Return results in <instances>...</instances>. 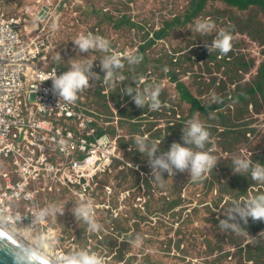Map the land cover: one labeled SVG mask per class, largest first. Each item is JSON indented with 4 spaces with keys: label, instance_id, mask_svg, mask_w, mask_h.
I'll use <instances>...</instances> for the list:
<instances>
[{
    "label": "rangeland",
    "instance_id": "374dc122",
    "mask_svg": "<svg viewBox=\"0 0 264 264\" xmlns=\"http://www.w3.org/2000/svg\"><path fill=\"white\" fill-rule=\"evenodd\" d=\"M192 1L193 0H0L1 13L3 12L6 15H17L23 19H27L31 23V27L34 28H31L32 31L30 35H35L39 29L36 21L41 23L42 30L49 35L53 44V50L49 54L51 64L54 60L58 61L62 59L70 65L72 59L80 61L84 58H88L89 61L94 63L93 71L99 74L100 78L93 81L89 87V89L92 90L90 101L93 100V103L99 105L101 102L104 103V105H108V111H111L109 115L110 119L107 122H103V118H100L98 121L103 126H111L115 130L112 136L107 135V137L115 141L117 155L119 157L115 159L109 166V169L105 171L108 175L104 179L103 199L98 195V188L101 185L99 179L98 185L90 198L95 205L96 219L103 226L101 231L97 233L86 232L87 225L85 226L82 221L77 222L71 212L72 207L77 202L71 199L67 200V197L63 196L58 201L64 204L63 214H57L55 218H47L49 227L53 229L55 234V239H45L41 229L21 228L19 226L18 232L22 233L24 238L29 240H27L28 242L40 245L57 258H60L64 254L76 251L80 248L96 251L103 255L104 252H101L102 244H107L108 242L106 240L112 237L116 240L115 249H121L127 246L129 251L121 260L112 257L115 252L105 256L108 264H245L247 260L235 255L237 248L232 244L238 242L246 245L249 243L248 241L256 237H252L245 230L239 233L232 231L222 232L218 228V224H214L204 213H201L203 214L202 216H195L194 223L182 224L187 217L186 214L192 211L191 208H187L182 216H173L171 212L166 214H148L146 211L144 212V192L139 195V192L135 191L136 189H131L133 186L130 180H124L121 173L116 175L121 169L133 167V164L126 160V153L124 152L129 151L132 147L128 146L125 149L118 147V138L122 136L126 137V133L129 131L122 125L123 123H121V120L124 117L119 115V111L123 109L131 110L129 103L126 104L125 102L123 90L124 87L129 88L131 83L138 82L137 75L140 76L138 82V87H140L143 82H150V80H154V77L160 74L158 70L160 68L159 59L153 54L157 45H161L166 50L169 48L176 51L192 50L190 53L197 57L199 65L196 60H186L184 66L186 70L191 72L185 74L183 79L184 81H191L193 84L203 85L205 83L206 85L207 81L202 77L193 80L194 74L201 73L202 70L200 66H204L205 64L209 65V63H211L209 67L212 68V73L209 74V77L212 79L214 78L216 84H220L225 81L226 73L237 64L238 60L244 58V60L247 61V57H252L256 66H259V62L262 61L260 45L251 40L248 36L246 22L249 21L254 14L260 16V21L262 22V26H264V13L262 14L259 10L254 9L250 17L242 21L239 17L242 16L243 13L236 10L228 11V18L225 21L231 20L232 23L240 29L238 30L240 33H236L235 37L233 36L231 48V52L233 51V53L231 55V60L225 63L223 61H215V56L218 57V54L209 53L205 47V45H210L211 43L210 36L213 40L217 32L204 35L194 30L195 23L198 20L209 19L211 17L210 12L212 6L209 8L206 7L202 12L198 13V15L193 16L191 19H187V16L190 15L194 9ZM117 2L119 3L118 6H120V12L113 9V7H115L114 4ZM166 5L171 6L167 8ZM98 11H100V13ZM162 11H166L167 13H162ZM94 16H97V19L99 17L110 18L109 28L106 29L108 34L104 36V38L110 42V47L107 52L97 49L89 53H79L73 41L81 34H96V28L103 26V23H96L97 19L94 21ZM172 16H174V19H172ZM179 16H181L180 18L183 20H180L178 23L176 18ZM123 19H126L127 22H132L135 27H131L124 21L121 27L114 24H117L118 20ZM183 21L187 22L183 24ZM212 22L214 24L216 23L214 21ZM219 26L220 24H215V29H219L220 31L227 27L223 25V28H219ZM19 29L23 31V25L20 26ZM147 31H149L148 36L145 33ZM232 32L234 33V31ZM253 33L259 38L263 37L262 32L253 30ZM23 38L26 40L28 36L25 34ZM138 48L141 53H144L143 55L141 54L140 58H146L147 62L144 65H141V62H139L136 66H125V61H121V65L124 64V66L120 67L123 76L122 73L119 75L123 77V80L117 81L115 84L111 82L106 84L103 77L104 73L99 66L102 58L110 53L121 58L124 55L131 54L132 51ZM200 49L206 50L207 57H209L208 60L196 55L197 51ZM120 51L122 53H120ZM240 64H242V60ZM127 68L131 70L128 71ZM190 68L192 70H190ZM239 71H241V69H239ZM250 72L252 76L250 74L245 75V80L250 81H241L243 84L238 86L234 94H245L250 88L249 84L251 85V82H253L251 80L256 74V69L253 68ZM135 76L136 78L131 81V78ZM166 80V78L161 80L162 85L166 88H170L169 91L172 94H176V82L172 83L170 86V83ZM147 85L142 86V89L149 87V85ZM235 85L236 84L233 85L232 83L233 88ZM115 87L117 89L120 88V92H117L116 95L114 94ZM114 98L115 100L119 98V106L116 105L115 102L117 101H115ZM260 100L264 102V97L259 98L247 94V98L243 101H239V99L236 98L234 102H232L231 107L233 108V112L236 108L237 112H240L242 105L249 104V102L255 104L256 101ZM251 109L256 113L253 106H249V110ZM149 111H152L151 108H149L148 111L146 110L143 114L144 120L142 122V130H147L148 128V122L145 121V118H150V116L147 115ZM105 114L108 115V113L104 112V117ZM257 115H259L260 119H264V112ZM144 116L147 117L144 118ZM153 117L157 121L158 127L165 131L169 120L164 117V114H157L156 117ZM253 117L257 116L254 115ZM137 119L138 118L130 120V122L137 121ZM261 127L264 131V121L262 126L260 125V128ZM150 133L151 132L144 134L143 138L148 137ZM125 140L128 141V138L126 137ZM240 151L244 152L247 157L251 155L248 145H242ZM2 159L7 163L1 168L0 176H2V172L10 171L12 168L11 157H2ZM117 162L119 163L118 165ZM135 168L138 169V166H135ZM0 186L3 187V183H1ZM165 194H167V192L156 191L155 198L159 200ZM183 194V196L187 194L186 187L183 189ZM216 194L217 189L214 190V194L212 193V195H210V199ZM231 199V195L227 194L221 203V207L222 205L226 206V211L232 206V204H228ZM242 199L243 198L240 197L234 202H243ZM226 201H228L227 204H225ZM196 204L197 202L194 201L193 205ZM10 205L14 207L15 201H10ZM137 207H140L142 212L136 211L135 208ZM152 210L156 209L153 208ZM179 210L180 208H177V211ZM226 213L227 212L221 213L217 218L223 219ZM140 217L146 218L142 220ZM242 226L244 227L246 225L242 223ZM121 227L125 230L120 234H118L120 231L116 233L115 230L117 228L120 230ZM136 235H140L143 239L142 246L139 248L134 247L130 243ZM217 246L223 248L221 253L218 250H213ZM228 251H231V253L227 257L222 255ZM129 257L131 258L126 260Z\"/></svg>",
    "mask_w": 264,
    "mask_h": 264
},
{
    "label": "trees",
    "instance_id": "16d2710c",
    "mask_svg": "<svg viewBox=\"0 0 264 264\" xmlns=\"http://www.w3.org/2000/svg\"><path fill=\"white\" fill-rule=\"evenodd\" d=\"M118 4V2L114 4L115 7H113V9L120 12V6H118ZM170 6L166 5L167 8ZM192 6L194 9L191 14L187 16V19H191L193 16L198 15V13L202 12L206 7L209 8L212 6L210 12L211 17L209 19L216 22L215 24H220L219 28H223V25L227 26L223 29L230 33L232 37H235L236 33H240L238 31L240 29H238L231 20L225 21L228 18L227 13L229 10H236L243 13L242 16L239 17L242 21L249 18L254 9L259 10L262 14L264 13V0H193ZM98 12L100 13V11ZM162 13L167 12L162 11ZM97 16H94V21L97 19ZM180 17L181 16L176 18L178 23L180 20H183ZM172 19H174V16H172ZM109 20V17H99L96 20V23H103V26L97 27V32L96 34L94 33V35L102 37L106 36L108 34L106 29L109 28ZM260 20V16L253 14L249 21L246 22V31L248 36L251 40L260 45L262 61L259 62V66H256L252 57H247V61L242 58V64H240L241 60H238L237 64L226 73L225 81L220 84H216L215 79L209 77V74L212 73V68L209 67L211 63H209V65L205 64L204 66H200L202 72L194 74L193 77V80L198 77H202L205 81H207L206 85L205 83L200 85L193 84L191 81H184L183 76L191 72L186 70L184 62L186 60H196L198 64L197 57L190 53L192 50L176 51L171 48L166 50L161 45H157L153 54L159 59L160 68L158 70L160 74L157 77H154V80H150V82H143L140 87H138L140 76L137 75L138 82H133L129 85L130 88L134 89H142V86H146L147 84L149 86L158 85L161 89L158 98L161 101L162 106L158 110L149 111V114H147L150 116L149 119L145 118L147 116H144L145 121L148 122L147 130H142V122L144 120L143 114L146 110L148 111L150 107L146 104V107L144 106L142 109L137 108L132 99L125 95L127 88L124 87L123 94L125 96V102L126 104L129 103L131 110H120L119 115L124 117L121 120V123H123L122 125L129 131L126 133L127 136L125 135L128 138V141L125 140L126 137L124 136L118 138V147L123 149L128 146L132 147L129 151L124 152L126 153V160L131 162L133 167L121 169L116 173V175L121 173L124 180H130L133 186L131 189H136L135 191H138L139 195L144 192V212L146 211L148 214H166L171 212L173 216H182L187 208H191L192 211L189 214H186L187 217L182 224L194 223V217L199 215L202 216L203 214L201 213H204L214 224H218L219 219L217 216L221 213L227 212L225 205H222L221 207V203L227 194H230L232 198L231 200H233H230L229 203L228 201L225 202V204L228 203L229 205L233 204V202L238 200L240 197H242V201L245 202L248 199L264 194V182L254 181L251 178L250 173L235 174L232 163L233 159L239 156L245 159H251L253 163L258 162L260 164H264V131L262 130V127L260 128L264 119H260L259 115H257L264 112L263 100L256 101L255 104L249 102V104L247 103L246 105H242L240 112H237V108L233 112V108L231 107L232 102H234L236 98L239 99V101H243L247 98V94L257 96L259 98L264 97V26H262V22ZM123 21L127 22L126 19H123L118 20L117 24H114L121 27ZM185 22L187 21H183V24ZM36 24L41 27V23L39 21H36ZM127 24L131 27L134 26L132 22H127ZM253 30L262 32L263 37L259 38L256 36L253 33ZM218 31L219 29H215L213 33H218ZM232 31H234V33ZM145 33L148 36L149 31ZM210 40L212 43L211 36ZM230 52L231 50L227 54H221L218 51H213L211 53L218 54L219 58L215 56V61L218 60L226 63L231 60L233 51L231 53ZM120 53L122 52L120 51ZM141 54L143 55L144 53H141L138 48L137 50L132 51L131 54L124 55L119 59L120 61H125V66H136L137 64L132 65L128 62V57L130 55H134L139 58L141 65H144L147 62V59L140 58ZM196 55L198 57H203L205 60L209 59L205 49L198 50ZM52 65L56 66L61 72L67 71L69 67V64L62 59L52 61ZM121 66H124V64ZM253 68L256 69V74L251 80L253 81L251 82V85L249 84L250 88L245 94H234V91L237 90L238 86L243 84L242 82L250 81L245 80V75L250 74L252 76L250 71ZM239 69H241V71H239ZM127 70L130 71L131 69L127 68ZM190 70L192 69L190 68ZM119 71L120 69L118 70V74H121L122 72ZM135 78L136 76L132 77L131 81ZM165 78L167 79L166 81L170 83V86L172 83L176 82V94H172L169 91L170 88H166L162 85L161 80ZM232 83L233 85L236 84L234 88L232 87ZM91 91L92 90L88 87L81 92L86 99V112L93 116L96 120L93 124L95 128V136H112L115 133L113 127L103 126L98 121V119L103 118V122H107L110 119L109 115L111 114V111H108L109 108L107 104L104 105V103L101 102L99 105L93 103V100L90 101L92 94ZM117 92H120V88L117 89L115 87L114 94L116 95ZM214 96L215 99L213 98ZM118 99L115 100L114 98V100L117 101L115 102L117 106H119ZM249 106H253L256 113H254L252 109L249 110ZM104 112L108 113V115L105 114V117L103 116ZM157 114H164V117L169 120L165 131L158 127L159 125L153 117H156ZM194 115H199V118L204 122L205 126L211 133L210 141L206 144L205 150H208L211 154L217 156L218 165L212 171L205 173L204 177L198 181L190 180L188 173L185 172L177 173L173 178H168L165 173L164 178L166 180L157 182L150 176V169L146 160L148 158L147 155H142L136 150V137L139 136L143 138L144 134L151 132L145 139L149 144L156 143L161 152L169 150L170 145L173 142H178L183 145V129L187 127V122L192 119ZM254 115L257 117H253ZM135 118H138L137 121L130 122V120ZM242 145H248L251 151L250 157H247L244 152L240 151V147ZM118 164L119 163L117 162V165ZM135 166H138V169H136ZM107 175L108 174L104 172L98 177L101 182V185L98 188V195L102 197V199L104 195V179ZM185 187L187 194L183 196V189ZM215 189H217V194L210 199V195H212V193L214 194ZM156 191H164L167 192V194L163 195L161 199L158 200L155 198ZM63 196H66L67 200L71 199L77 203L80 202V199L67 187L61 189L59 192L50 194L48 201L43 202L46 206H48L49 204L58 202ZM194 201L197 202L196 205H193ZM153 208L156 210H152ZM177 208H180V210L177 211ZM135 209L136 211L142 212L140 207ZM49 218L50 217H48V219ZM145 218L146 217H140L142 220ZM84 225L86 226V224ZM244 228L246 232L256 238H252V240L248 241L249 243L246 245L238 242L232 244L237 248L235 255L240 256L242 259L245 258L247 260L245 264H264V221H252L249 219ZM123 230L125 229L121 227L120 230L117 228L115 231L116 233L120 231L118 233L120 234ZM106 241L108 243H103L101 248V252H104L103 256H108L112 252H115L112 257L117 260H121L129 251L127 246H124L121 249H115L116 240L112 237H109ZM213 250H218L221 253L223 248L217 246ZM230 253L231 251H228L222 255L227 257ZM130 258L131 257L126 260ZM106 263L108 264L107 259Z\"/></svg>",
    "mask_w": 264,
    "mask_h": 264
},
{
    "label": "built area",
    "instance_id": "2783aa9c",
    "mask_svg": "<svg viewBox=\"0 0 264 264\" xmlns=\"http://www.w3.org/2000/svg\"><path fill=\"white\" fill-rule=\"evenodd\" d=\"M28 26L27 19L0 12V171L2 157L12 158L11 170L0 176V218L54 240L47 219L33 223V213L65 187L89 199L119 157L115 141L95 136L82 92L71 103L53 93L46 75L62 73L49 60L53 44L43 28L30 35Z\"/></svg>",
    "mask_w": 264,
    "mask_h": 264
},
{
    "label": "clouds",
    "instance_id": "9594fccd",
    "mask_svg": "<svg viewBox=\"0 0 264 264\" xmlns=\"http://www.w3.org/2000/svg\"><path fill=\"white\" fill-rule=\"evenodd\" d=\"M215 29V24L210 19L198 20L195 23V31L207 35ZM233 37L227 31L221 29L211 45H205L208 52L218 51L221 54H227L232 48ZM79 53H89L92 50H101L107 52L110 42L102 36L92 33L81 34L74 41ZM129 64H138L139 58L130 55ZM101 71L104 73V82L115 84L122 81L123 77L118 74L121 67V61L117 55L107 54L99 63ZM94 63L84 58L77 61L72 59L68 70L57 75V73L47 74L45 81H52V91L59 100L74 102L78 94L84 89L90 87L93 81L100 78V75L93 71ZM160 87L149 86L144 89L127 88L125 95L129 96L137 108H143L146 104L151 110L160 109L159 100ZM215 99V96L213 97ZM211 133L205 126L199 115H194L187 122V127L183 129V145L173 142L169 150L161 152L156 143L149 144L145 138L136 137V150L142 155H147V164L150 169V176L157 182L173 178L177 173L187 172L190 180L198 181L216 168L218 165L217 156L205 150L206 144L210 141ZM159 153V154H158ZM235 174L250 173L254 181L264 182V164L253 163L251 159L235 157L232 161ZM232 170V171H233ZM64 204L59 202L49 204L46 207L39 208L33 213V223L44 222L48 217L55 218L57 214H63ZM71 212L77 222H83L87 225L86 232L97 233L102 230V225L95 216V205L90 199L81 198L80 202L75 203ZM249 219L252 221H264V194L253 197L245 202H234L228 208L223 219H219L218 228L224 231L241 232L247 225ZM47 239V236L44 237ZM134 247H141L143 239L140 235L130 241ZM59 264H106V258L96 251H89L80 248L76 251L64 254L59 258Z\"/></svg>",
    "mask_w": 264,
    "mask_h": 264
},
{
    "label": "water",
    "instance_id": "95a60500",
    "mask_svg": "<svg viewBox=\"0 0 264 264\" xmlns=\"http://www.w3.org/2000/svg\"><path fill=\"white\" fill-rule=\"evenodd\" d=\"M0 264H57L0 225Z\"/></svg>",
    "mask_w": 264,
    "mask_h": 264
},
{
    "label": "bare ground",
    "instance_id": "6f19581e",
    "mask_svg": "<svg viewBox=\"0 0 264 264\" xmlns=\"http://www.w3.org/2000/svg\"><path fill=\"white\" fill-rule=\"evenodd\" d=\"M29 29L31 30V26H28ZM0 225H2L3 227H5L6 229H8L11 233L15 234L17 237H19L20 239H22L23 241H25L27 244H29L30 246L34 247L36 250H39L40 252L44 253L46 256H48L49 258H51L54 262H56L57 264H59V258H57L56 256H54L51 252H49L47 249H44L42 246L40 245H36L34 243H30L28 242L24 236L22 235V233L18 232V227H14V226H10L8 225L4 220H2V218H0Z\"/></svg>",
    "mask_w": 264,
    "mask_h": 264
},
{
    "label": "snow or ice",
    "instance_id": "6c2138e0",
    "mask_svg": "<svg viewBox=\"0 0 264 264\" xmlns=\"http://www.w3.org/2000/svg\"><path fill=\"white\" fill-rule=\"evenodd\" d=\"M0 236H3V233H0Z\"/></svg>",
    "mask_w": 264,
    "mask_h": 264
}]
</instances>
